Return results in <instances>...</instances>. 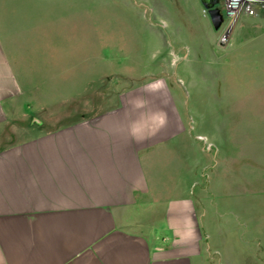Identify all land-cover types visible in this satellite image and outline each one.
<instances>
[{"label":"crops","instance_id":"crops-1","mask_svg":"<svg viewBox=\"0 0 264 264\" xmlns=\"http://www.w3.org/2000/svg\"><path fill=\"white\" fill-rule=\"evenodd\" d=\"M6 18L1 10L0 264H233L208 229L220 158L194 138L181 71L90 78L89 61L68 62L65 46L32 43ZM219 47L174 48L208 66L215 148L229 145L232 69L251 61L264 77V10L241 15Z\"/></svg>","mask_w":264,"mask_h":264},{"label":"rangeland","instance_id":"rangeland-1","mask_svg":"<svg viewBox=\"0 0 264 264\" xmlns=\"http://www.w3.org/2000/svg\"><path fill=\"white\" fill-rule=\"evenodd\" d=\"M182 1L8 0L0 2V11L9 25L31 29L25 37L32 43L65 46L71 54L67 60L73 64L89 61L90 78L98 74L135 79L148 73L173 76L174 70H180L185 80L182 92H188L189 111L201 129L194 138L202 154L211 156L217 149L220 158L212 171L216 180L209 197L217 216L216 225L208 228L212 239L233 264H264V77L251 61L232 69L227 83L229 145L215 148L209 135L223 132L209 130L208 66L193 60L201 52L188 51L190 56L183 60L186 51L174 48L216 44L222 26L213 28L201 0H186V8ZM93 62H99V67H93ZM74 76L76 93L81 89L77 83L81 74ZM57 85L59 95L63 85L59 81Z\"/></svg>","mask_w":264,"mask_h":264},{"label":"built area","instance_id":"built-area-1","mask_svg":"<svg viewBox=\"0 0 264 264\" xmlns=\"http://www.w3.org/2000/svg\"><path fill=\"white\" fill-rule=\"evenodd\" d=\"M263 7L264 0H219L217 8L223 20L217 38L218 46L228 43L233 26L241 15L253 16L258 9Z\"/></svg>","mask_w":264,"mask_h":264},{"label":"water","instance_id":"water-1","mask_svg":"<svg viewBox=\"0 0 264 264\" xmlns=\"http://www.w3.org/2000/svg\"><path fill=\"white\" fill-rule=\"evenodd\" d=\"M215 3H216V0H203L202 1L204 8L207 9V13H208V16H209V19H210V22L213 28L218 29L222 23L223 18H222L221 13L219 12V9L214 7Z\"/></svg>","mask_w":264,"mask_h":264},{"label":"flooded vegetation","instance_id":"flooded-vegetation-1","mask_svg":"<svg viewBox=\"0 0 264 264\" xmlns=\"http://www.w3.org/2000/svg\"><path fill=\"white\" fill-rule=\"evenodd\" d=\"M202 1H203V0H202ZM218 4H219V0H216V3H215V5H214V7L217 8Z\"/></svg>","mask_w":264,"mask_h":264}]
</instances>
